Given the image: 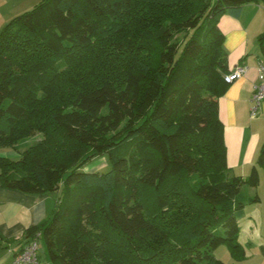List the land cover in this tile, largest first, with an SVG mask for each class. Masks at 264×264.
<instances>
[{
  "label": "trees",
  "instance_id": "trees-1",
  "mask_svg": "<svg viewBox=\"0 0 264 264\" xmlns=\"http://www.w3.org/2000/svg\"><path fill=\"white\" fill-rule=\"evenodd\" d=\"M250 4L264 0H42L0 30V149L19 153L0 156L2 186L58 194L19 251L41 234L50 264H225L220 247L243 252L236 212L260 200L242 190L260 183L264 145L247 178L231 173L219 23ZM105 156L106 171H84Z\"/></svg>",
  "mask_w": 264,
  "mask_h": 264
},
{
  "label": "crops",
  "instance_id": "crops-1",
  "mask_svg": "<svg viewBox=\"0 0 264 264\" xmlns=\"http://www.w3.org/2000/svg\"><path fill=\"white\" fill-rule=\"evenodd\" d=\"M42 0H0V30L14 17L32 9ZM263 4L244 7L240 17L224 15L219 28L225 36L229 70L246 66L244 77L230 84L219 100V118L223 122L227 148V164L231 173L247 178L264 145V101L259 113L252 114V97L258 83L260 59L254 43L264 33ZM0 156H7L0 154ZM260 186L264 184V170L257 168ZM248 198L257 194V188L246 190ZM259 202H247L236 212L240 227L239 243L243 252L233 253L226 246L215 251L225 264H264V191ZM58 194L32 195L7 189L0 180V264H12L15 254L24 244L26 231L46 221L55 210Z\"/></svg>",
  "mask_w": 264,
  "mask_h": 264
},
{
  "label": "built area",
  "instance_id": "built-area-1",
  "mask_svg": "<svg viewBox=\"0 0 264 264\" xmlns=\"http://www.w3.org/2000/svg\"><path fill=\"white\" fill-rule=\"evenodd\" d=\"M248 69L246 66L237 65L233 68L229 74L225 76V81L228 84H232L242 77L245 76ZM259 75H258V83L255 86L254 94L252 97L253 116L259 113L261 105L264 101V60L260 61L258 67ZM40 235L38 234L36 238L32 239L23 250L18 251L15 254L12 264H43L39 259L38 251L40 249Z\"/></svg>",
  "mask_w": 264,
  "mask_h": 264
},
{
  "label": "rangeland",
  "instance_id": "rangeland-1",
  "mask_svg": "<svg viewBox=\"0 0 264 264\" xmlns=\"http://www.w3.org/2000/svg\"><path fill=\"white\" fill-rule=\"evenodd\" d=\"M264 8V5L262 6ZM31 10V9H30ZM29 11V10H28ZM254 46L256 47L257 53L255 52L254 55H257L260 59H264V49L263 47L257 43H254ZM43 139V134H41L40 132H37L35 135H33V137L30 138L28 144L29 145H35L37 144L39 141H41ZM6 153H8V157L12 158V159H17L19 156L18 152H14L11 151L10 149H0V154H4L6 155ZM107 157H102V158H96L95 160H93V162L87 164L84 167V171H89V170H98V171H106V165H107ZM248 186H245L242 190L243 194L245 195V197L247 199V193L246 190H248ZM264 191V184H262L260 186V183L257 187V194H255L253 197H255L256 195L259 196V192L260 191ZM252 197V198H253ZM140 198L144 204L145 207V212L147 215H154L155 213H157L158 208L155 202V198H154V194L151 190H143L140 194ZM38 255L42 261L43 264H50L49 262V258L47 255V249L44 243V240L42 239L40 242V249L38 251Z\"/></svg>",
  "mask_w": 264,
  "mask_h": 264
}]
</instances>
